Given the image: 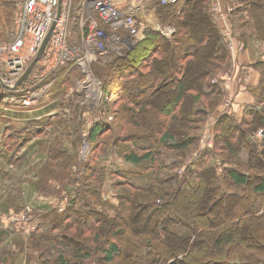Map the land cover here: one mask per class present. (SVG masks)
Segmentation results:
<instances>
[{
    "label": "trees",
    "instance_id": "1",
    "mask_svg": "<svg viewBox=\"0 0 264 264\" xmlns=\"http://www.w3.org/2000/svg\"><path fill=\"white\" fill-rule=\"evenodd\" d=\"M19 1L0 0V42L8 38ZM222 1L225 8L237 6L231 14L233 32L245 45V50L253 53L258 65H264V52L258 50L256 57L257 48L264 45L261 38L264 0H241V7L237 0ZM211 5L212 0H188L184 9L179 10V5L159 3L156 7L161 14L158 16L164 17L165 27L173 24L175 33L167 37L146 29L125 58H118L105 68L103 104L113 118H117L113 109L120 106L117 113L123 118L122 128L100 141L99 136L104 133L97 126L91 131L89 140L96 144L98 158L103 157L100 154L102 145L105 148L119 145V157L135 170L131 178L117 171L108 173L111 178L119 177L123 181L116 186L120 204L112 215L105 206L100 207L104 205L101 190L107 172L96 163V154H93L82 168L81 188L62 196L59 208L67 198L63 212L45 215L46 221L45 216L33 215L38 219L37 230H40L35 236L42 237L43 244H40L42 247H33L30 242L26 245L44 256L42 263L49 264L48 259L55 250L58 251V264H114L118 258L133 256L135 250L133 264H264V141L257 144L252 139L253 134L264 130V87L254 95L256 104L241 113V120L235 118L233 112L223 111L220 105L223 84H211V77L215 74L220 78L229 66L230 51ZM194 41L200 44L196 50L203 47L199 54L193 48ZM107 57L108 53L99 55L95 63ZM1 88L0 103L3 93L6 97L12 95ZM209 88H218L216 99L202 95V89ZM157 94L158 104L154 107L160 113V127L153 130L152 126H142L147 128L146 132L134 133L130 127L140 128L141 124H128L127 120L134 117L138 120L140 113L153 110L152 99ZM186 100L189 108L184 105ZM210 114H214L215 123L213 146L194 157L183 178L169 174L172 164L166 170L162 157L169 158L167 153L173 152L185 159L187 153L195 152L197 147L199 150V133ZM177 123L181 125L179 130L173 129ZM43 144L42 151H47L52 141L45 139ZM246 150L250 152L247 158ZM216 151L223 159L221 178L214 168L204 165L206 155ZM45 153L49 159L57 154ZM62 156L69 163L75 159L59 151L58 159ZM48 169L44 165L43 180L36 184L41 191L49 186L46 179L52 172ZM207 173L211 177V189L208 188L207 195L194 199ZM74 183L76 186L75 180ZM185 191H193L190 195L193 207L187 210L180 202ZM21 210L20 213L24 208ZM48 219L52 221L49 226ZM7 235L5 231L0 233V264H11L10 260L19 255V250H10V246H7L8 251L1 250L2 246L5 248ZM15 242L23 254L26 250L23 240L16 238ZM48 244L51 248H46ZM124 245L133 253L128 250L126 254Z\"/></svg>",
    "mask_w": 264,
    "mask_h": 264
},
{
    "label": "rangeland",
    "instance_id": "2",
    "mask_svg": "<svg viewBox=\"0 0 264 264\" xmlns=\"http://www.w3.org/2000/svg\"><path fill=\"white\" fill-rule=\"evenodd\" d=\"M25 1L26 0H20L17 5L15 4L16 10L14 17L12 18V27L7 34L8 38L5 41L0 42V46L13 43L15 37V17ZM153 3H155V1ZM154 6L158 26L146 29L161 32L160 29H166L168 27L173 28V24L166 27L164 26V17L162 16L161 19L158 16L161 13L156 7L157 3H155ZM105 30L109 32L108 28H105ZM76 38V44L81 47L82 44L79 30L77 31V35H75V39ZM118 38L119 40H117V38L110 40L107 46L108 57L106 60L98 63L94 62L95 64L92 63V65L88 66L86 70L80 66H70L69 68H65L56 73L48 84L49 86L47 87L46 92L41 96L42 98L40 102L32 108L23 107L19 101L10 102L8 100L15 96L20 97V93L13 94L6 90V94L11 93L12 95L6 97L4 93L2 94L3 101L0 103V233L5 231L8 234L5 239L6 242L4 243L5 248L3 249L2 246L1 250L6 249L8 251L7 246L11 247L9 248L10 250H19V255H17L15 259L10 260L11 264H44L42 263L44 256H42L41 253L37 254V249H33L32 251L30 250V247L26 245V243L30 242L33 247H39L43 244V242L40 241H43V238L35 236L40 230H37L38 219L34 218V216H32L34 222L33 225L28 226L24 225L22 219L18 221L19 224L9 222L8 217L21 214L22 212L20 213L19 209L21 210L29 205L33 206L31 207L34 209V212L39 215L38 218L44 217L45 215L47 216L53 212H63L60 211L59 208V205L62 202V196H65L66 194L69 195L75 188H81V178L83 177L82 174H84L82 168H84L86 162L93 158V154H96V163L98 164L99 162L100 164L98 165L104 167V170L107 172L104 184L102 185L103 187L101 186V201L104 205H101L100 207L105 206V210L111 212L112 215L116 213V208L120 204L119 191L116 189V186L121 183L122 179L119 177L113 179L111 176H108V173L117 171L124 177L131 178V172L135 169H133L132 166L127 165L123 159L119 157V145H109L107 148L102 145V153L100 154H102L103 157L98 158L99 153L95 150L96 144L90 142L89 136L95 127L100 126L101 129H103L102 134H104L99 137L101 138L100 141H103V139H107L110 132L117 134V129L121 130L122 128L121 124L123 118H121V114L117 113L120 106L117 105V107H119L113 109L116 110L117 114V118H113V116L109 114V109L103 104L104 85L106 82L105 76L107 74L105 68L115 62L116 59L125 58L127 55L126 53L133 50L137 42L135 40H129L124 31L119 32ZM261 38L264 39V32H262ZM192 44L196 54L202 52L203 47H201L199 51L198 49L196 50V47L200 46L198 42L194 41ZM256 46L259 47V45ZM258 50L264 52V45L262 44V47L257 48L256 57H258ZM33 61H29L26 64L27 68L24 74ZM233 64L234 59L230 56L229 66L223 70L220 78L214 74L211 77L212 81L210 80L213 85L219 83L223 84L222 88L220 86L223 93L220 103V105L222 104V107H224L225 104L228 106L231 105L228 96L232 85L230 89L226 90V85L228 84L226 81L229 78L230 82H232L234 75L232 70ZM210 89L211 88L206 90L202 89V95L204 98L209 97L211 99H216V93H218L216 91H218V88H216V90ZM158 99L159 96L157 94L155 95V98L152 99L154 102L153 110L147 111L146 113H140L138 115L139 117H137L139 121L135 120V117L133 120H127L128 124L133 122H139L141 124L140 126L138 123V127L140 128H133L130 125V129L133 130L134 133L146 132L147 128L142 126H152L153 130L160 127V113H158L154 107L155 104H158ZM184 105L189 108V101L186 100ZM126 116L130 117V113L126 114ZM212 116H214V114H210L206 117V123L201 133H199L201 136V141L200 139L198 141L199 148L201 146L202 138H205L206 134L208 136L211 135L210 140L212 141V146L214 144L213 127L215 123ZM180 128L181 125H179V123L173 126V129L179 130ZM128 130L129 129H126L125 131ZM259 131L252 136V139L257 144L264 141V134L256 137ZM121 138L122 136L119 137L118 141ZM45 139H50L52 144L49 145L47 151H42V146L44 145L43 140ZM238 143H240V141H238ZM98 145L101 146V142L100 144L98 142ZM208 148L209 147H205L199 151L205 152ZM59 151H62L66 155L75 159L72 163L67 162L63 156L58 159ZM45 152H53L57 154L49 159L48 154ZM196 152H198V147L195 152L193 150L191 153H187L188 156H186L185 159L177 157L173 152H168L167 154L169 158L162 157L165 169L167 170L168 167L170 168V164H172L169 174L183 178L187 175L188 164L195 160L194 157H197L198 153ZM249 153L250 152L246 150V158L249 156ZM212 154L206 155V158H204V165H208L209 168H214L217 175L221 178V163L223 159L217 151L211 158ZM77 164L78 166H76ZM44 165H46V168L49 167L48 170H50L52 174L46 179L47 186L49 185L48 189L41 191L36 188V184L40 182V179L43 180L41 172ZM80 169L82 170L81 172H79ZM169 174L167 176H171ZM189 174L191 175V170L189 171ZM193 174L191 177H193ZM207 174L208 175H206L200 183L198 197L195 196L194 199L196 198L198 200L202 195H207L208 188L209 190L211 189V177L209 176V173ZM167 176L164 175V178H168ZM74 180L76 181V186ZM197 181H199V179ZM192 192L185 191V193H182L180 202L185 210L193 207L192 199H190V195L193 194ZM244 202L247 203V201ZM82 204H84V202H82ZM99 211L101 212L102 209ZM46 216L44 219L45 221L47 218ZM49 223H52L50 219H48V226L50 225ZM51 232L54 233V231ZM58 236H61L60 233H58ZM16 238L22 239L25 244L26 250L23 254L21 253L22 251L20 252V249H18L19 245H16ZM154 242L158 244V241L154 240ZM124 246L126 254H128L130 248H126V245ZM46 248H51V245L48 244ZM70 249L72 250V247H70ZM133 251L130 250V252L133 253V256L128 255V258L125 256V259L123 260L118 258L114 264H133L136 253L135 250ZM51 255L52 257L48 259V263L58 264V251L55 250V253ZM258 258L263 259L261 256H258ZM91 264H94V262H91Z\"/></svg>",
    "mask_w": 264,
    "mask_h": 264
},
{
    "label": "built area",
    "instance_id": "3",
    "mask_svg": "<svg viewBox=\"0 0 264 264\" xmlns=\"http://www.w3.org/2000/svg\"><path fill=\"white\" fill-rule=\"evenodd\" d=\"M73 1L26 0L19 9L15 17L13 43L0 46L2 79L0 86L13 94H21L20 97L9 98L10 102L19 101L25 108L34 107L40 102L48 84L60 70L69 66H80L86 70L88 66L99 60V55H107L110 40L113 38L119 40L120 31H124L129 40L136 42L144 35L146 28L137 20L140 5H130L123 13L111 0H82L79 8H74ZM158 2L163 6H175L179 5L180 0H158ZM236 8L237 6L233 5L224 12L222 0H213L211 6V12L223 19L221 35L234 58L245 52V45L236 40L228 21L229 15ZM101 23L110 28V33L101 27ZM53 26L41 59L27 79L16 87L17 82L24 75L26 64L37 57ZM78 30L81 47L75 42ZM160 30L167 37L175 33L174 27ZM263 134V130H260L256 137ZM210 136L206 134L199 150L212 146ZM199 150L196 153H200ZM66 202L67 198L64 199L63 204L65 205ZM63 204L60 211L64 209ZM31 206H26L17 216L8 217V221L19 224L18 221L22 219L24 225H33L32 216L35 212Z\"/></svg>",
    "mask_w": 264,
    "mask_h": 264
},
{
    "label": "crops",
    "instance_id": "4",
    "mask_svg": "<svg viewBox=\"0 0 264 264\" xmlns=\"http://www.w3.org/2000/svg\"><path fill=\"white\" fill-rule=\"evenodd\" d=\"M115 3V5L118 7V9L125 13L127 8L130 5H140L141 9L138 12L137 20L141 26L145 28H155L158 26L157 17H156V11L154 4H159L158 0H111ZM155 1V3H153ZM186 1L188 0H180L179 2V10L184 9ZM241 0H237L238 6H242V4H239ZM82 3V0H74L73 6L74 8H79ZM223 3V1H222ZM212 6V5H211ZM223 11L226 12L228 8H225L223 6ZM231 16L229 15L228 21L230 22L232 29H233V22L231 20ZM221 32L224 25L223 19L219 16H216ZM102 28H108L110 31V28L101 23ZM235 36V34H234ZM236 40L238 41L239 38L237 36ZM231 57L234 59L233 64V79L232 82H230L229 78L227 79V85L226 90L232 88L229 92L228 98H230L231 105H224L223 111H231L233 112V116L237 118L238 120L242 119L241 113H243L244 109L250 106H253L256 104L255 100V94L262 91L264 87V65L259 64L256 60H254L253 53L249 51V49H246L243 54L238 56L237 58H234L232 54H230ZM259 56V54H258ZM227 98V99H228ZM228 107V108H227ZM221 111V113H223ZM240 112V115H239Z\"/></svg>",
    "mask_w": 264,
    "mask_h": 264
},
{
    "label": "water",
    "instance_id": "5",
    "mask_svg": "<svg viewBox=\"0 0 264 264\" xmlns=\"http://www.w3.org/2000/svg\"><path fill=\"white\" fill-rule=\"evenodd\" d=\"M53 28H54V26L51 28V30H50L48 36L46 37V39H45V41H44V43H43V45H42V47H41V49H40V51H39L37 57L34 59V61L32 62V64L30 65V67L27 69L26 73H25V74L20 78V80L17 82L16 87H19V86H20V85H21V84L27 79V77H28V76L30 75V73L32 72V70H33L34 66L36 65V63L41 59V57H42V55H43V53H44V51H45V48H46V46H47V44H48V41H49V39H50V37H51V34H52V31H53ZM0 82H2L1 77H0Z\"/></svg>",
    "mask_w": 264,
    "mask_h": 264
}]
</instances>
